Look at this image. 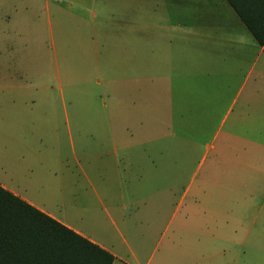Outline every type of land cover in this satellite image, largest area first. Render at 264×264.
Wrapping results in <instances>:
<instances>
[{"label": "rangeland", "instance_id": "obj_1", "mask_svg": "<svg viewBox=\"0 0 264 264\" xmlns=\"http://www.w3.org/2000/svg\"><path fill=\"white\" fill-rule=\"evenodd\" d=\"M127 24L128 47L122 39ZM139 26L140 50L133 31ZM182 34L192 41L180 44ZM246 38L225 0H0V84L19 77L33 87L24 95L0 92V109L20 112L1 110L10 113L1 114L0 123L3 117L32 133L41 128L43 139L51 140L40 147H0V158L10 151L15 157L6 175L14 184H29L27 162L42 155L49 167L32 168L46 189L30 186L24 196L58 213L62 187L65 215L114 252V264H178L179 255L205 244L197 213L185 216L183 205L176 210L186 188L264 185V126L255 123L252 104L249 113H238L244 93L264 73V57L239 44ZM140 59H146L141 94L128 80ZM252 61L258 62L251 69ZM100 121L114 125L107 131L108 156L94 141ZM102 173L107 193L97 184ZM196 230L197 242L190 234ZM245 259L264 264V253Z\"/></svg>", "mask_w": 264, "mask_h": 264}, {"label": "crops", "instance_id": "obj_2", "mask_svg": "<svg viewBox=\"0 0 264 264\" xmlns=\"http://www.w3.org/2000/svg\"><path fill=\"white\" fill-rule=\"evenodd\" d=\"M102 0H95V2H99ZM226 2V1H225ZM234 12V11H233ZM103 13V12H102ZM104 17H109V13H103ZM236 15V14H235ZM97 17V14H95ZM237 17V16H236ZM238 18V17H237ZM239 19V18H238ZM240 21V20H239ZM241 22V21H240ZM110 23V22H109ZM242 23V22H241ZM108 24V23H107ZM106 24V25H107ZM131 25L127 24L124 26V33H122V39L124 38V43H127L126 46L128 47V38L129 33L131 32ZM134 25V24H133ZM244 26V25H243ZM245 27V26H244ZM246 28V27H245ZM107 33H109V25L104 28ZM141 30L142 27L139 26L138 28H134L133 31L138 33V47L143 48L141 46ZM247 30V29H246ZM249 33V31L247 30ZM250 38H246V40H242L239 44L246 48L251 49L253 48V52L256 57H264V45H258L252 35ZM208 38L206 35L202 36ZM209 39V38H208ZM213 39V38H212ZM176 40L182 44V42H190L192 39L187 37L186 35L182 34L181 36L176 37ZM253 42V46L251 45ZM227 42V40H224ZM188 44V43H187ZM192 44L189 43V49L191 50ZM243 54H245L243 52ZM258 61H252L251 69L256 66ZM142 63H146L145 61H137L138 64V73L135 74L133 77H128V80H132V82L137 83L138 93L141 94L140 89L142 81L146 79V73L141 71ZM250 69V70H251ZM259 80L257 81L258 86L248 89L244 95L243 99H245L244 103L240 105L238 113L239 114H246L249 113L245 109L248 104H252L250 111L253 115H255L254 120L258 126H264V73L260 71L258 74ZM12 81V80H11ZM20 82L22 84H20ZM260 84V85H259ZM4 89L8 90L10 93H18L19 95H24L31 91L33 87L29 84H26L24 80L21 78H15L14 82L9 83L6 86L0 84V92ZM157 92V91H156ZM240 92H238L239 94ZM156 93L155 96L158 97ZM14 110L16 114H19V110L13 107H5ZM1 108V114H9L10 112H2L3 110H9ZM248 108V107H247ZM2 110V111H1ZM95 129L97 131H101L100 137L94 139L95 143H98L100 149L98 153H102V155L108 156L109 155V145L106 143L112 142V139L107 138V131L113 130L114 125L109 123L108 121H100L96 123ZM106 130V133L103 132ZM31 134L33 131L32 129L23 123H17L16 120L3 118L1 119L0 123V147L4 149V151H8L11 149L12 145H19V146H43L45 142H51V140H44L42 135V129L38 128V131L32 133L34 137L31 138H15V136H20V133ZM59 139L56 137L54 140L55 146H57V142ZM137 146H141L140 141L136 144ZM122 148L126 146V144L121 145ZM129 146V145H128ZM126 146V147H128ZM10 151L7 154H4L2 158H0V187L7 190L8 192L12 193L13 195L17 196L24 202L28 203L30 206L34 207L35 209L41 211L42 213L46 214L50 218L54 219L61 225L65 226L66 228L72 230L76 234L82 236L83 238L89 240L90 242L94 243L95 245L99 246L101 249L109 252L113 257L114 261L112 264L118 260L117 255L112 252L107 246H104L102 243L98 242L97 240L91 238L84 234L80 228L77 227L76 222L72 220V217H68L65 215L68 206L64 203V198L62 197L63 188H60V197L58 199L59 203V212L57 213L52 206L41 202L39 199H34L33 197L26 195L24 193L31 194L32 188H27L30 186H40L42 189L45 187L43 186L45 182H43L39 174L36 172L35 169L38 167H49L48 160H44L42 155H38L36 157V161L32 162L35 164V169L32 168V163L30 161L27 162V166L30 169L33 178L30 180L29 184H21L17 185L14 184L9 177L6 175V171L8 172V168L13 166V162L15 161V157L11 154ZM113 154L116 153V150L112 149L111 151ZM59 159V157H55ZM38 160V161H37ZM44 162H43V161ZM78 166V170L82 177L87 182V185L90 187L91 191L95 196L98 197L99 201L100 198L98 196V192L94 187V183L89 178L86 172H84L83 168L80 166V163L76 162ZM34 173V174H33ZM114 179H119L117 173L114 172ZM260 180L264 178V171L260 172ZM212 173L210 172V177ZM207 177V176H206ZM100 182L97 184L99 185L100 191L107 193L109 191V184H108V177L103 173L98 176ZM12 182V183H11ZM54 182V181H53ZM46 189V188H45ZM188 197L187 204L184 205L185 198ZM75 209L78 204L76 203V197H73ZM101 206L102 203L100 202ZM183 205V213L189 215L191 212H196V216L198 217L199 225V233L204 236V245L199 247H194L192 251L186 252L182 255H179L176 259H178V264H250V262H246L247 259L243 260V258H250V257H258L260 253L263 252V245H264V185L259 184L257 187H239V186H220L217 188H209L206 189V186L196 185L189 186L185 189L183 198L176 207L177 211H180ZM80 206V205H79ZM103 210L107 213V209L103 207ZM108 214V213H107ZM191 217L188 216L186 221H190ZM112 224L114 222L111 221ZM191 237L193 240L196 241L197 239V230L192 231ZM199 241V240H198ZM197 242V241H196ZM214 242H222L219 248L211 247ZM253 250V251H252ZM146 264H149L147 262Z\"/></svg>", "mask_w": 264, "mask_h": 264}, {"label": "trees", "instance_id": "obj_3", "mask_svg": "<svg viewBox=\"0 0 264 264\" xmlns=\"http://www.w3.org/2000/svg\"><path fill=\"white\" fill-rule=\"evenodd\" d=\"M264 45V0H225ZM114 257L0 187V264H112Z\"/></svg>", "mask_w": 264, "mask_h": 264}]
</instances>
